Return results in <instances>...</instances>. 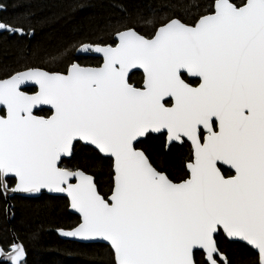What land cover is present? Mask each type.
<instances>
[{
    "label": "snow or ice",
    "instance_id": "1",
    "mask_svg": "<svg viewBox=\"0 0 264 264\" xmlns=\"http://www.w3.org/2000/svg\"><path fill=\"white\" fill-rule=\"evenodd\" d=\"M177 8L150 33L125 24L73 45L95 66L0 75V264H28L10 201L44 190L79 215L61 235L106 242L112 264H234L233 244L264 264V0ZM0 34L32 33L0 19ZM149 140L187 156L173 163ZM81 145L110 162L107 192L60 166Z\"/></svg>",
    "mask_w": 264,
    "mask_h": 264
},
{
    "label": "trees",
    "instance_id": "2",
    "mask_svg": "<svg viewBox=\"0 0 264 264\" xmlns=\"http://www.w3.org/2000/svg\"><path fill=\"white\" fill-rule=\"evenodd\" d=\"M193 0H0L4 10L0 19L22 26L31 35L11 37L0 34V75L6 71L22 70L25 65L44 68H62L78 61L82 65L95 66L99 57L83 56L73 50V45L93 40H108L109 32L125 24L134 26L142 33H150L153 21L172 15L177 5L191 4ZM185 11V14H187ZM69 49L70 55L50 61L55 53ZM142 73L137 72L133 82H140ZM3 114V112H2ZM44 115L45 113H39ZM146 146L178 164L187 156L188 148H175L167 153L159 140H149ZM63 167L82 169L92 174L102 191L107 192L110 182V162L99 159L84 146H78ZM15 217L11 225L28 250V264H112L110 248L105 243H83L62 239L58 229H70L79 216L69 210L65 196L44 193L39 198L16 196L12 200ZM0 201V215L4 210ZM231 258L245 262L250 253L238 245H225Z\"/></svg>",
    "mask_w": 264,
    "mask_h": 264
},
{
    "label": "water",
    "instance_id": "3",
    "mask_svg": "<svg viewBox=\"0 0 264 264\" xmlns=\"http://www.w3.org/2000/svg\"><path fill=\"white\" fill-rule=\"evenodd\" d=\"M79 55H83V56H90V55H93V56L98 57L96 54H79ZM75 62L79 63L78 61H75ZM88 66H89V65H88ZM0 114H2V110H0ZM71 157H72V156H71ZM71 157H65V158H63V160H65V159H70ZM62 162H63V161H62ZM60 166H62V163H61ZM62 167H63V166H62ZM81 170H82V169H81ZM87 173H88V172H87ZM88 174H90V173H88ZM91 175H92V174H91ZM94 178H95V177H94ZM95 180H96V179H95ZM44 193H46V194H48V195H53V196H65V197H67L66 194H61V193H48L46 190H44ZM18 196L27 197V194H18ZM10 203L12 204V200L10 201ZM69 210H70L72 213L78 215V213H76L73 209H71L70 206H69ZM78 216H79V215H78ZM64 230H68V229H64ZM58 233H59V235H60V237H61L62 239H66V240L78 241V242H83V243H105V244H107L106 242L99 241V240H97V241H85V240H81V239H79V238L64 237V236L61 235V233H60L59 231H58Z\"/></svg>",
    "mask_w": 264,
    "mask_h": 264
},
{
    "label": "flooded vegetation",
    "instance_id": "4",
    "mask_svg": "<svg viewBox=\"0 0 264 264\" xmlns=\"http://www.w3.org/2000/svg\"><path fill=\"white\" fill-rule=\"evenodd\" d=\"M139 73H142V72H139ZM39 114V113H38ZM40 115H42V114H40Z\"/></svg>",
    "mask_w": 264,
    "mask_h": 264
}]
</instances>
